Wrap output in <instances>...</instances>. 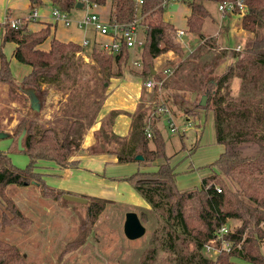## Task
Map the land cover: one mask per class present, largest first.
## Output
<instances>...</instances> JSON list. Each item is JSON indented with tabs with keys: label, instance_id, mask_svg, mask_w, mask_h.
<instances>
[{
	"label": "trees",
	"instance_id": "1",
	"mask_svg": "<svg viewBox=\"0 0 264 264\" xmlns=\"http://www.w3.org/2000/svg\"><path fill=\"white\" fill-rule=\"evenodd\" d=\"M50 1L55 7L68 12L81 0ZM107 1L111 7L110 24L128 23L135 19L138 13L141 16L137 21L144 25L145 35L142 38L140 70L134 71L135 73L142 77H156V70L151 64L154 58L167 49L183 53L182 45L176 36V27L163 17V0H143L140 5L135 0H86L88 4L98 5ZM182 1L190 8L186 17V28L201 40L196 50L187 54L185 62L178 64L180 67H186L194 58L202 56L196 55L198 47L209 43L216 44L213 36H208L202 31L204 19L211 13L205 0ZM31 3L38 4L39 0H31ZM244 3L241 25L252 32V36L245 41L242 50H231L233 55L238 56L243 51L248 56L246 59H240L237 73L242 81V97L228 99L227 95L220 92L222 84L235 75L232 65L219 74L215 83L207 81L202 73L199 75L195 72L196 67L192 65L193 80L189 81L184 75L174 86L178 90L191 89L206 93L208 100L199 106L211 110L215 139L224 145L219 156L211 162V165L216 167V172L203 176L199 187L180 189L175 181V167L170 163V156L165 154L163 138L157 127L160 113L149 114L147 107H143L142 103H139L138 108L131 114V129L127 136L120 137L107 131L106 125L111 124L118 112L112 110L96 132V143L87 148V151L91 152L114 153L118 162L137 161L149 164L158 157H164L156 168L137 169L118 179L128 181L146 200L151 210L158 214L159 228L163 232L162 237L159 238L156 233L153 239L154 243L160 241V247L173 255L170 264H239L235 260L236 257L255 264H264V105L262 102V106L258 104L264 100V0H244ZM0 27V82L7 83L11 89L16 88L19 94L26 95V89L33 88L37 95L39 92L46 95L49 87H59L64 77L69 75L70 68H75L78 60L82 59L79 56L74 58L76 52L82 50V45L71 40L62 41L52 37L48 49L39 46L50 33L49 25L32 30L25 22L13 27L4 21ZM6 41H14L16 46L13 56L31 66L30 71L20 80L13 76L10 60L2 50ZM129 50L124 42L117 52L104 50L98 45L92 47L90 54L104 75L99 78L102 90L111 76L123 73L121 65L127 62ZM221 59L218 57L215 61H204L203 69H208V74L213 72ZM197 63L200 64L198 60ZM112 65H116V71L112 70ZM177 68H174L175 72ZM164 83L166 85V81ZM103 98L104 95L100 92L89 102L85 101L87 96H70L64 104L60 119H56L55 124L61 120L60 125H40L37 122L39 110L31 109L30 114L19 116L13 132L9 133L8 137L12 140L16 137V143L18 135L25 129L22 137L23 148L17 150L28 156V162L24 166H18L12 162L8 149H0V195H4L3 191L10 183H36L45 195H52L53 188L58 189L62 195L71 193L49 184L45 178L49 173L39 169L40 162L49 161L59 167L78 164V159L72 158V155L82 150L83 134L95 121ZM253 101L258 104L254 109ZM147 128L150 136H147ZM112 139L117 144L105 147V141L110 142ZM244 142L247 143L245 146L255 149L252 154L243 155L242 149L237 148ZM137 153L142 154L143 158L135 159ZM226 179L236 186L231 187ZM85 197L88 200L89 196ZM107 200L92 198L86 210L88 221L96 218ZM5 202L12 211L8 218L10 221L25 219L10 198H5ZM228 219L240 221L225 234L233 243L231 249H223L214 257L207 256L203 250L204 243L209 241L214 232ZM85 223L86 220L82 223V232H85ZM0 264L30 263L26 260L25 253L15 244L0 238Z\"/></svg>",
	"mask_w": 264,
	"mask_h": 264
},
{
	"label": "rangeland",
	"instance_id": "2",
	"mask_svg": "<svg viewBox=\"0 0 264 264\" xmlns=\"http://www.w3.org/2000/svg\"><path fill=\"white\" fill-rule=\"evenodd\" d=\"M217 3L213 0H205L211 13L203 22L204 33L213 36L216 45L209 43L201 48L198 47L196 55L202 56L194 58L188 63L189 65L186 64V67H180L178 64L181 61L184 63L187 54L196 50L198 43L201 42L197 35L186 28L188 32L182 37V41L179 40L183 53L167 49L152 60L151 64L156 70L157 76H145L155 82L153 88L148 89L149 92L145 90V97L150 99L148 102H151L147 106V112L153 114L159 105L166 108V110L158 112L160 115L157 119V127L163 138L165 154L170 156V163L175 167V181L180 189L199 187L203 176L216 172V167L211 165V162L219 156L224 145L215 139L211 110L208 107L199 106L202 95H206V93L191 89L178 90L174 86L182 80L184 75L188 77L189 81L193 80L192 65L196 67L195 72L199 75L202 73L207 81L210 80L214 83L219 74L232 65L235 75L229 77L222 84L220 92L227 95L228 99L242 97V81L237 73L240 61L248 56L243 51L238 56L233 55L231 50L232 48L242 50L250 33L241 29V13L220 12ZM175 7L174 5L166 6L165 11L175 10ZM87 10L88 8L84 7L72 11L67 18L76 22L81 21V27H86L88 22L83 21L86 15L91 13ZM50 12L52 13V11ZM136 18L138 21L141 18L139 13ZM144 35V25L137 22L136 40H143ZM137 41L129 50L127 62L121 65L124 72L132 73V70L133 72L140 70L139 64L132 63L135 58L140 60L141 46ZM90 52L89 48L77 51L74 58L77 59L79 56L82 59L78 60L75 68H70L69 75L64 77L60 86H50L46 95L39 92L38 96L40 100L42 99L40 102L43 103L37 119L40 125H60L61 120L55 124L56 119L61 116L67 99L74 94L87 96L86 102L92 100L91 98L95 97L98 92L103 93L105 97L106 84L103 90L99 85V78L104 75ZM218 57L222 59L214 67L213 72L208 74V69H203L204 61H215ZM197 60L200 64L197 63ZM176 66L178 68L175 72ZM165 68H170L171 71L166 73L164 72ZM13 69L15 70L14 67ZM112 70L116 71V65H112ZM18 92L16 88L11 89L7 83L0 85V130L13 132L16 125L13 118L14 112L18 117L26 113L30 114L31 108L27 94L23 95ZM206 99L208 100L207 96ZM10 101H19L21 105H12L11 107ZM263 101H259V106H262L260 102L264 105ZM254 102L252 103L253 109L258 105ZM168 118L172 120L173 127ZM15 140L16 137L14 140L8 136L0 138V149H8L12 162L18 166H24L28 162V156L17 150ZM242 144L237 148L242 149L243 155H250L255 150L245 146L247 144L245 142ZM163 160L164 157L161 156L149 164L137 163V161L134 163H108L104 170H95L106 178L116 179L118 185L115 186L117 194L113 190L115 196L112 194L111 197L106 198L108 200L104 203V207L91 222L86 217L87 205L93 197L101 198V196L88 193V200L81 202L63 198L56 188H53L52 195H45L36 183L27 185L10 183L5 187L4 195H0V238L15 244L21 252L25 253L26 260L30 264H170L173 255L160 247V241L157 240L159 243H154L155 239H153L156 233L159 234V238L162 237L163 230L159 228L158 214L151 210L149 205L133 206L132 202L137 197H131L128 188L123 191L121 188L129 186V184L118 179V177L127 176L137 169L156 168L157 164ZM40 163L39 169L51 173L49 161ZM51 175H45L49 184H52V178L55 176ZM112 177L117 178L112 179ZM226 180L231 187L236 186L230 180ZM70 192L77 196L82 195L80 189H71ZM5 198H10L20 209L25 217L24 220L14 222L8 219L12 215V211L5 202ZM129 210L136 211L145 226L144 234L135 239L127 238L123 232L125 214ZM84 220L87 223L84 224L85 232H82ZM239 222L238 219H228L227 221L231 227H236ZM205 254L210 257L215 256L212 252ZM235 260L239 264H255L243 258L236 257Z\"/></svg>",
	"mask_w": 264,
	"mask_h": 264
},
{
	"label": "crops",
	"instance_id": "3",
	"mask_svg": "<svg viewBox=\"0 0 264 264\" xmlns=\"http://www.w3.org/2000/svg\"><path fill=\"white\" fill-rule=\"evenodd\" d=\"M170 5L176 6L175 10L169 12L164 10V19L172 22L176 28L181 27L186 29V17L190 13V8L183 1L170 2L166 6ZM84 7L88 8L87 12L91 11V13H96L101 22L110 24L109 14L111 7L109 1L102 5L83 3L82 7L71 8L67 12V16L70 12L77 11ZM34 9L37 11L35 17L32 16V11ZM52 9L53 4L50 0H39V3L35 5L31 3V0H0V24L7 18H15L25 22L28 28L32 30H38L41 27L49 25L50 33L39 45L43 49H48L52 37H56L62 41L71 40L79 44L87 39L89 40V43L87 45L81 44L82 49L89 48L90 50L94 45H100L103 42L110 41L111 38L109 36L100 33L91 23H88L89 25L87 24L86 27H81V25H78L74 20H71L69 24H65L62 19L54 17L50 12ZM218 18L221 20L219 16ZM241 29L244 32L247 31L242 26ZM248 32L251 36L252 32ZM15 46L16 43L14 41H6L2 46V50L10 60V68L13 76L20 80L30 71L31 66L18 61L13 56ZM135 60L138 59L135 58L132 61L134 65L136 64L134 63ZM145 79L146 78L135 72L130 73L128 71H123L121 75L111 76L109 78V81L106 83V94L95 121L83 134L81 140L82 150L72 155V158L78 159V164L73 167H59L49 162V166L51 167V173L49 174H52V177L55 175L54 178H52V184L67 191H70L71 189H80L84 196H89L88 193H94L96 196H101V198H108L111 197L112 194L114 195L113 190H115V193L117 194V189L115 187L118 185V181H115V178L117 177H112V179L115 180H111L110 178L102 176V173L99 174L95 171L104 170L108 163L118 162L116 154L107 151L91 152L87 151V148L96 143V132L105 121L108 113L112 110L118 112L114 115L111 124L106 125L107 131L120 137H125L129 134L131 129V114L138 108L139 103H142L143 107H147L148 101L150 100L145 97V90L148 91V88L144 85ZM2 84L4 83L0 82V85ZM9 105L11 107L12 105L20 106L21 103L19 101H10ZM13 118L17 123L18 116H16L15 112ZM115 144L117 143L114 139L110 141V144L109 141H105V147L113 146ZM130 162L134 163V161ZM126 183H128L129 186H123L121 189L125 191L128 188L129 192H131L130 196L137 197L134 198L135 201L132 202V204H134L133 206H148L149 204L146 200L132 187V185L128 181H126ZM125 195H127V193H125Z\"/></svg>",
	"mask_w": 264,
	"mask_h": 264
},
{
	"label": "built area",
	"instance_id": "4",
	"mask_svg": "<svg viewBox=\"0 0 264 264\" xmlns=\"http://www.w3.org/2000/svg\"><path fill=\"white\" fill-rule=\"evenodd\" d=\"M83 3H87L86 0H81ZM138 5L142 3L143 0H135ZM182 0H163L162 4L166 6L170 2H178ZM88 4V3H87ZM217 8L219 9L220 12L227 13V12H238L243 14L245 10V3L244 0H225V1H220L217 3ZM52 14L54 15L55 18L57 19H62L65 24H69L71 20L67 18V12L55 7L53 5L52 9ZM37 11L34 9L32 11V16H36ZM137 19L135 18L132 21L128 23H123V24H105L101 22L98 19V16L96 13H90L89 15H86L85 19L83 22H88L91 23L100 33L106 34L109 36L111 39L109 42H103L100 45H98L100 48L112 52H117L120 48V45L122 42H124L128 47H132L134 43L137 41L136 40V24H137ZM5 21H7L11 26L16 27L19 23L23 22L20 19H15V18H7ZM78 25H81V21L77 22ZM188 32L187 29L178 27L176 28V36L177 38L182 41V37ZM143 40H138L137 43L142 46ZM89 43V40L85 39L81 43L82 45H87ZM239 48V47H237ZM139 60H135L134 63L139 64ZM171 70L170 68H165L164 72L169 73ZM154 81L151 78H146L144 81V85L146 88L151 89L154 86ZM151 102H148L147 105H149ZM164 108V106H158L156 112H160ZM170 118V117H169ZM168 118V119H169ZM170 125L173 127V122L171 119H169ZM147 136H150V131L147 128ZM233 227L229 226L228 223L222 224L215 232L214 236L207 242L204 243L203 245V250L204 252H212L214 253L213 255L216 256L218 252L221 250H230L232 247V242L230 239L225 237V234L229 231H231Z\"/></svg>",
	"mask_w": 264,
	"mask_h": 264
},
{
	"label": "water",
	"instance_id": "5",
	"mask_svg": "<svg viewBox=\"0 0 264 264\" xmlns=\"http://www.w3.org/2000/svg\"><path fill=\"white\" fill-rule=\"evenodd\" d=\"M82 6H83L82 1H78L75 5V7H82ZM26 92H27L28 97H29L30 108L32 110L38 111L41 107V102H40L39 96L36 94V92L33 88L26 89ZM205 103H206V95L203 94L200 101H199V104L203 105ZM24 132H25V129H23L17 137L16 143H17L18 149L23 148L22 137L24 135ZM8 135H9L8 131L0 130V138L7 137ZM134 157H135V159H142L143 158L142 154H140V153L135 154ZM63 198L68 199V200L81 201V202L87 201V197H85L83 195L77 196V195H74L71 193H63ZM123 232H124L125 236L129 239H135V238H138L144 234L145 226L140 221V218H139L136 211L129 210L126 212L125 219L123 222Z\"/></svg>",
	"mask_w": 264,
	"mask_h": 264
}]
</instances>
